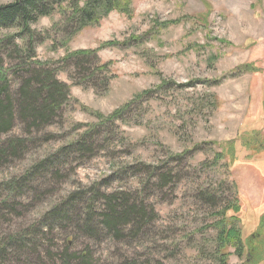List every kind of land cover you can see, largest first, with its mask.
<instances>
[{
    "label": "rangeland",
    "instance_id": "1",
    "mask_svg": "<svg viewBox=\"0 0 264 264\" xmlns=\"http://www.w3.org/2000/svg\"><path fill=\"white\" fill-rule=\"evenodd\" d=\"M130 7L129 15L114 10L98 24L73 31L67 43L53 25L57 13L31 25V61L55 69L57 79L70 85L69 97L58 123L44 128L53 134L51 140H42L43 133L34 128L25 131L17 120L0 134V146L16 136L27 139L18 156L0 163V184L23 176L37 160L80 137L83 125L99 124L97 113L108 116L126 103L130 107L111 126L93 132L94 155L65 167L44 185L37 177L26 184L24 190L34 186L33 191L17 198L21 205L0 217V247L9 234L40 224L43 213L70 190H84L101 179L107 180L108 190L140 186L137 179L144 167L130 169L138 163L173 165L182 176L177 189L161 196L138 188L157 217L130 250L127 239L115 243L110 236L84 237L73 231L72 221H61L51 231L42 227L19 236L17 250L6 245L1 264H53L51 258L60 264L58 253L65 248L68 264H84L72 255L82 250L90 255L87 264H117L118 254L149 264H214L208 256L214 231L205 227L212 211L196 199L208 187L217 189L222 202L232 198L235 187L243 239L258 230L264 215V0H131ZM12 33L3 29L0 37ZM94 48L95 57L61 61L68 51ZM11 58L13 68L30 62L25 55ZM82 59L87 70L110 65L93 78L75 68ZM18 77L8 78L12 89ZM227 141L235 159L227 168L222 161L213 165L214 155L229 147ZM169 154L184 157L175 164ZM5 195L0 185V196ZM187 235L190 240L184 239ZM171 240H177L176 247ZM227 260L250 264L247 253L241 259L231 254Z\"/></svg>",
    "mask_w": 264,
    "mask_h": 264
},
{
    "label": "trees",
    "instance_id": "2",
    "mask_svg": "<svg viewBox=\"0 0 264 264\" xmlns=\"http://www.w3.org/2000/svg\"><path fill=\"white\" fill-rule=\"evenodd\" d=\"M130 2L131 0H84L82 3L80 0H11L0 3V30L13 31L10 35L0 37V134L9 131L12 122L17 120L24 126L25 131L28 132L34 128L35 132L43 133L42 140H51L53 134L43 132L44 128L58 123L62 106L69 97L70 85L57 79L55 69L35 60L31 61L35 49V36L31 25L41 17H49L57 13L59 17L53 25L62 33L63 42L67 43L73 31H80L84 27L98 24L114 10L129 15L131 13ZM97 51L98 48L68 51L61 61L66 62L69 59H79V57H95ZM13 55L19 58L25 55L30 62L23 65L21 61L13 68L10 65ZM77 62L79 63L75 68L93 75V78L97 71H104L110 65L109 62L100 63L95 67V71L94 67L92 70H87L88 66H84L85 60H77ZM15 75L19 77L16 88L12 89L8 78ZM85 77L83 80H88ZM93 78L88 82H93ZM129 107L130 103H126L108 116L97 113L99 124L96 126L83 125L85 129L80 137L37 160L23 176L11 178L0 184L6 191L5 196H0V217L6 216L5 211H14L16 204L21 205L20 200L16 199L33 191L34 186L28 188V191L24 189L27 187L26 184L35 177L44 185L53 178L59 177L60 172L65 171V167L76 166L85 157L94 155L97 143L92 138L93 132L99 127L111 126ZM26 141V138L16 136L2 142L0 163L4 159L18 156L23 151ZM225 143L229 147L214 155V161L211 163L214 165L222 161V166L227 168V163L230 164L235 159V153L231 141ZM224 156L227 157V161L224 160ZM183 157L184 154H169L168 160L178 164ZM138 166L144 167L143 175L137 179V185L140 186L108 190L105 184L107 180L101 179L88 185L84 190H70L43 213L39 227L36 225L20 233L9 234L6 238L8 241L6 245L13 247L14 244L17 250L16 244H20V239L29 235L31 229V233L42 227L51 231L58 226L56 223L61 227V221H72L70 226L77 234L81 233L84 237L93 239L98 235L110 236L115 243L127 239L126 246L132 243L128 246L130 250L134 244L140 242V234L150 232L151 223L157 217L153 205L144 203V198L138 192V188L142 187L145 191L153 190L163 196V193L169 192V189H177L182 177L179 171L175 172L172 169L173 165L167 168L169 167L167 162L160 166L138 163L130 169H138ZM216 190L213 187L201 189L196 196L198 201L209 205L212 211L210 213L211 222L205 225L214 231L212 251L208 256L214 264H230L227 260L229 255L234 254L241 259L247 253L248 262L258 264L264 259V215L260 217L258 230L244 240L240 218L237 216L240 205L235 187L232 190V198L225 202L219 200L220 195L216 193ZM160 199L163 200L162 197ZM59 217H61L60 221H58ZM41 233L45 234L42 231ZM190 237L191 235H187L184 239L190 240ZM72 238H76V234ZM176 241L171 240L170 245L174 244L172 247H176ZM6 245L0 247L1 258H3ZM229 249H232V252ZM66 250L67 248L64 252L58 253L57 259L60 264L70 262ZM72 255H75L79 263L90 262V255L85 250L72 253ZM51 261L53 264L57 262L54 258H51ZM115 261L118 262L117 264H149L148 261L139 262L137 257H127V254H118Z\"/></svg>",
    "mask_w": 264,
    "mask_h": 264
}]
</instances>
